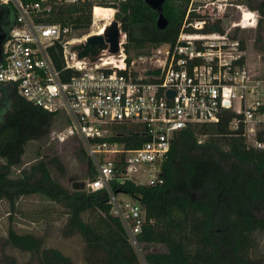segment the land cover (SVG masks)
<instances>
[{"label":"trees","instance_id":"trees-1","mask_svg":"<svg viewBox=\"0 0 264 264\" xmlns=\"http://www.w3.org/2000/svg\"><path fill=\"white\" fill-rule=\"evenodd\" d=\"M36 1V0H23ZM189 0H164V27H158V11L144 0L119 3L115 18L126 33V59L149 54L153 46L172 44L181 27ZM257 9L260 18L256 38L264 36V0H245ZM92 4L87 1L51 0L49 12L36 19L61 23L70 34L82 35L91 22ZM1 30L13 19L10 7L2 6ZM110 16L112 10L96 7ZM222 29L215 22L206 30ZM244 44V39L240 38ZM61 46H51L49 54L60 67ZM233 112L224 110L217 121L194 122L174 132L167 156L161 164V183L136 182L120 174L124 164H115L110 180L115 193H126L138 201L145 221L138 234L142 257L130 243L121 220L111 213L108 191L68 188L52 170L63 175V162L53 149L36 152V159L24 166L27 145L49 135L55 120L67 117L26 100L14 83L0 82V200L11 209L21 196L38 194L59 204L65 215L64 236L78 234L84 241L83 264H264V151L246 142L238 129L230 127ZM10 135L3 136L6 131ZM142 125L121 123L116 135L91 140L116 139L136 146L146 137ZM201 136V137H200ZM77 141V135H73ZM86 176H96V168L82 144ZM41 148V147H40ZM4 242L29 252L38 264H78L44 237L31 231L7 230ZM262 243L263 254H258ZM0 264H16L5 255Z\"/></svg>","mask_w":264,"mask_h":264},{"label":"built area","instance_id":"built-area-1","mask_svg":"<svg viewBox=\"0 0 264 264\" xmlns=\"http://www.w3.org/2000/svg\"><path fill=\"white\" fill-rule=\"evenodd\" d=\"M54 1L91 3L88 31L73 35L68 25L36 19L49 12L51 0H0V19L2 6L13 12L10 26L0 32V82L14 83L26 100L67 117L62 133L81 137L96 168L84 188L108 191L111 213L142 257L138 234L145 212L134 198L111 190L115 164H124L122 177L141 182L139 177L146 176L144 183H161V164L174 132L189 123L217 121L224 110L233 112L230 127L242 126L246 142L264 151V76L247 65L237 35V26H256L259 11L245 0H189L175 41L136 57L148 63L138 67L137 59H126V33L115 18L125 0ZM96 7L112 10L111 15ZM113 19L119 28L118 50L112 53L107 46L94 59L78 57L71 44L103 34ZM215 22L222 29L206 30ZM57 44L60 67L49 54ZM121 123L142 125L146 139L136 146L90 139L114 137Z\"/></svg>","mask_w":264,"mask_h":264},{"label":"rangeland","instance_id":"rangeland-1","mask_svg":"<svg viewBox=\"0 0 264 264\" xmlns=\"http://www.w3.org/2000/svg\"><path fill=\"white\" fill-rule=\"evenodd\" d=\"M258 19L260 13L258 12ZM237 35L244 39L245 60L247 65L257 73L264 76V36L256 38L254 27L237 26ZM138 67L147 66V62H142L138 58ZM63 122L55 120L49 135L43 139L32 141L27 145L26 152L23 155V164L28 166L36 159V152L43 149H53L57 152L63 162L64 174L61 176L55 170L53 173L58 176L59 180L68 188H72V181L75 179H83L85 182L87 164L86 157L75 147L79 143L86 151L85 144L81 137L75 140L72 134L62 133ZM11 131L7 130L3 136L10 135ZM201 137V136H200ZM41 147V148H40ZM141 182H145L146 176L139 177ZM124 197H130L126 193H118ZM63 208L52 201H48L38 194L21 196L16 201L14 208L11 209L9 203L0 200V262L4 260V256H13L16 264H38L35 258H31L29 252L20 250L9 243L4 242L9 227H13L18 232L31 231L44 237L46 246H54L68 254L78 264L84 263L83 248L84 241L78 234L64 236L61 228L65 219ZM264 234L262 235V237ZM258 254H263L262 243L258 248ZM142 264H146L141 259Z\"/></svg>","mask_w":264,"mask_h":264},{"label":"water","instance_id":"water-1","mask_svg":"<svg viewBox=\"0 0 264 264\" xmlns=\"http://www.w3.org/2000/svg\"><path fill=\"white\" fill-rule=\"evenodd\" d=\"M148 5L158 11L156 23L158 27L162 28L166 25L167 19L163 15L162 5L164 0H144ZM119 28L117 20L113 19L110 24L105 27L103 34H91L84 42H77L71 44V49L77 52L78 57L89 56L94 59L99 50L104 47H109L110 52L115 53L118 50ZM168 43L155 45L153 50L163 49ZM173 92L168 91V95L172 96ZM73 189H82L85 187L83 179H75L71 184Z\"/></svg>","mask_w":264,"mask_h":264},{"label":"bare ground","instance_id":"bare-ground-1","mask_svg":"<svg viewBox=\"0 0 264 264\" xmlns=\"http://www.w3.org/2000/svg\"><path fill=\"white\" fill-rule=\"evenodd\" d=\"M96 9V8H95Z\"/></svg>","mask_w":264,"mask_h":264}]
</instances>
